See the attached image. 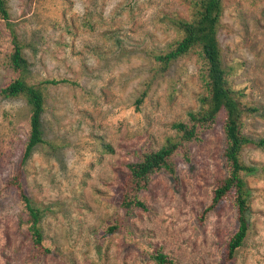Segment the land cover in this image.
<instances>
[{
  "label": "rangeland",
  "instance_id": "374dc122",
  "mask_svg": "<svg viewBox=\"0 0 264 264\" xmlns=\"http://www.w3.org/2000/svg\"><path fill=\"white\" fill-rule=\"evenodd\" d=\"M25 43L30 78H65L44 85V137L24 165V183L46 208L42 221L53 253H36L20 226L22 205L8 180L17 172L28 134L30 107L0 95V264H154L148 246H160L175 264H223L222 250L235 229L233 208L201 213L227 173L225 113L178 153L177 177L157 173L142 195L148 211L127 219L117 199L134 151L159 148L173 123L198 110L205 93L194 53L159 70L154 53L180 38L175 18L188 17V0H8ZM218 36L235 88L258 111L243 132L264 140V0H223ZM9 33L0 22V88L16 77L6 63ZM76 83V84H75ZM147 95L137 109L141 93ZM243 160L257 167L251 189L249 232L231 264H264V144L250 143ZM117 219L128 230L110 231Z\"/></svg>",
  "mask_w": 264,
  "mask_h": 264
},
{
  "label": "trees",
  "instance_id": "16d2710c",
  "mask_svg": "<svg viewBox=\"0 0 264 264\" xmlns=\"http://www.w3.org/2000/svg\"><path fill=\"white\" fill-rule=\"evenodd\" d=\"M190 14L188 17L174 19V25L180 32V38L166 49L154 53V58L160 71H165L172 62L194 53L200 65L201 79L205 93L200 97L198 110L188 112V118L173 123L176 130L169 135L159 148L150 146L134 151L138 160L128 164V173L121 178L117 191V203L123 212L119 219H127L135 210L148 211L149 204L142 193L148 190L154 175L166 172L177 176L178 153L190 160V145L202 139V133L213 127L221 112L225 113L224 134L226 175L215 185L209 203L203 209L201 219L205 220L212 212L223 204L229 203L233 208L235 229L228 238L222 250L223 264L235 261L249 232V214L251 211V189L246 176L257 171L255 165L246 163L242 158L244 148L250 143L263 145L243 132L244 119L257 112L256 106L250 105L244 98L243 89L235 88L229 78V71L224 63L223 51L218 36L221 19L224 12L223 0H188ZM0 22L9 33L10 51L6 59L8 67L16 77L0 88V95L5 98L24 97L30 107L28 119V134L24 144L20 166L8 180V185L17 191L22 213L20 226L30 237L37 254L53 253L52 245L48 243L42 221L46 208L34 202L24 183V165L33 151L41 144H50L44 137L43 114L46 106L44 85L74 83L65 78H47L34 83L30 78V62L24 53L25 43L21 40L11 19L8 0H0ZM76 84V83H75ZM147 95L144 90L136 101L140 109ZM2 191L0 190V200ZM117 219L109 226L110 231L123 228ZM149 259L154 264H175V260L160 246H148Z\"/></svg>",
  "mask_w": 264,
  "mask_h": 264
}]
</instances>
